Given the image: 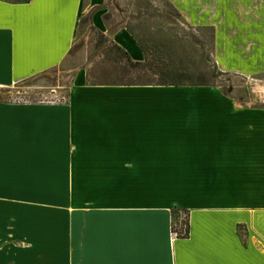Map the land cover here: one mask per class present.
<instances>
[{
    "label": "crops",
    "instance_id": "1",
    "mask_svg": "<svg viewBox=\"0 0 264 264\" xmlns=\"http://www.w3.org/2000/svg\"><path fill=\"white\" fill-rule=\"evenodd\" d=\"M172 1L197 20L196 0ZM202 1L217 61L264 71L263 24L219 25L231 0ZM102 3L0 0V90L66 63L88 9L145 61ZM227 30L250 44L236 50ZM226 103L203 87L88 84L81 67L66 103L0 99V264H264V110Z\"/></svg>",
    "mask_w": 264,
    "mask_h": 264
},
{
    "label": "rangeland",
    "instance_id": "2",
    "mask_svg": "<svg viewBox=\"0 0 264 264\" xmlns=\"http://www.w3.org/2000/svg\"><path fill=\"white\" fill-rule=\"evenodd\" d=\"M202 2L196 0L193 7L199 14L197 20L187 21L172 0H103L106 6L100 10L109 20L111 31L126 27L134 35L147 55L145 68L130 66L127 51L109 37L108 31L91 24L88 9L66 63L2 88L0 99L66 103L76 68L81 67L88 84L152 80L173 89L203 87L209 94L226 96V109L264 110V92L257 89L264 85V71L235 72L217 61L216 52L221 49L217 46L216 27L208 24L206 6L198 5ZM215 12L219 25L262 23L264 28V0H231L226 6L216 7ZM236 33L225 32L233 36L236 50L238 45L245 48L250 44V37Z\"/></svg>",
    "mask_w": 264,
    "mask_h": 264
},
{
    "label": "trees",
    "instance_id": "3",
    "mask_svg": "<svg viewBox=\"0 0 264 264\" xmlns=\"http://www.w3.org/2000/svg\"><path fill=\"white\" fill-rule=\"evenodd\" d=\"M23 1H27V0H23ZM126 53V56H127V59L129 60V63H130V66L132 68H137V67H142V68H145L146 67V64H147V58L145 61H138V60H133L132 57L128 54V52H125ZM92 84H98V83H92ZM115 84H122V85H164L165 83H156V82H153L152 80H148L146 82H127V83H115ZM186 212L188 214V211L187 210H183V209H180V208H174L172 210V217H176L179 215L180 212ZM186 230H185V233H183V231H180L177 235L179 237H186L188 236V233H189V221H188V217L186 219Z\"/></svg>",
    "mask_w": 264,
    "mask_h": 264
},
{
    "label": "built area",
    "instance_id": "4",
    "mask_svg": "<svg viewBox=\"0 0 264 264\" xmlns=\"http://www.w3.org/2000/svg\"><path fill=\"white\" fill-rule=\"evenodd\" d=\"M187 217H188V214L182 211L179 213L178 216L172 217V230L175 235H177L180 231H183V233H185L186 223H183V226H182V220L186 221Z\"/></svg>",
    "mask_w": 264,
    "mask_h": 264
},
{
    "label": "bare ground",
    "instance_id": "5",
    "mask_svg": "<svg viewBox=\"0 0 264 264\" xmlns=\"http://www.w3.org/2000/svg\"><path fill=\"white\" fill-rule=\"evenodd\" d=\"M257 89H258V90H261V91L264 92V85H260V86L258 85V86H257Z\"/></svg>",
    "mask_w": 264,
    "mask_h": 264
}]
</instances>
